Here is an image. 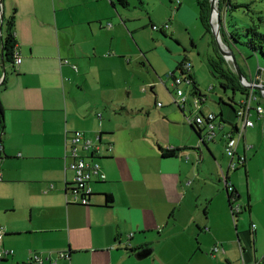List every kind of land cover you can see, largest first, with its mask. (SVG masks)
<instances>
[{"label": "crops", "instance_id": "obj_1", "mask_svg": "<svg viewBox=\"0 0 264 264\" xmlns=\"http://www.w3.org/2000/svg\"><path fill=\"white\" fill-rule=\"evenodd\" d=\"M126 1L0 0L1 21L6 24L14 14L15 51L21 59L5 60L1 37L6 28L1 31L0 22V224L3 245L14 251L0 264H26L34 253L54 258L64 250L69 264H239V246L247 263L260 256L255 242L264 236V113L260 118L252 114L254 125L238 142L244 165L229 170L218 126L211 138L199 139L205 126L196 127L193 118L211 112L202 109L203 99L195 113L186 109V97L180 108L173 101V85L164 78L170 97L164 92L158 101L163 90L154 75L129 68L147 50L141 41L145 16L156 23L141 13L145 0ZM161 4L166 11L158 30L163 35L179 23L189 24L183 18L192 12L186 0ZM154 52L147 57L155 74L175 71L179 61L172 67L175 61ZM125 55L132 60H122ZM181 60L189 61L186 55ZM95 61L107 77L111 66L128 74L114 96L111 82L94 71ZM141 79L148 85L138 90ZM123 91L127 96H120ZM260 102L264 106V97ZM75 130L98 142L99 152L90 160L105 174L104 180L90 182L87 205L77 204L68 192L73 171L65 167L70 160L65 139ZM170 148L175 154L164 156ZM222 174L242 207L234 218ZM214 244L224 252L212 256Z\"/></svg>", "mask_w": 264, "mask_h": 264}, {"label": "rangeland", "instance_id": "obj_2", "mask_svg": "<svg viewBox=\"0 0 264 264\" xmlns=\"http://www.w3.org/2000/svg\"><path fill=\"white\" fill-rule=\"evenodd\" d=\"M145 1L147 2L144 8L145 10H142L141 13L146 15V11L147 15L151 17V20L156 23L155 26L159 27L160 24H158V20L165 15L166 11L165 7L161 4V1L166 2V0ZM231 1L233 3H239L241 6L228 11L226 14H224V12L221 13L222 25L226 28V30L228 29L231 31L234 27H237L238 30L243 33L244 28L250 25H255L257 27V31L264 34V0ZM186 3L187 7H189L192 12L188 16H183V18L184 20L190 21L189 24H185V26H183L181 23H179L176 29L170 28L168 30L169 32L166 35H163L160 30L152 29V26L149 23V18L145 16V20L143 21H145L146 25L141 32V41L143 46L144 44L147 46V50H144V56H142L139 61H136L132 60V56L125 55L122 60H132V67H129L131 65L130 64L128 66L129 68H138V70L144 71L146 73L148 72L152 76L154 75L153 79L158 82V85H160L163 90L160 92V98L158 99V101L162 102L163 100L161 96H163L162 94H164V92L170 97L168 91L162 85L164 81L162 79L165 78L168 84H170L172 79L170 76H168L169 72L163 74V77H161V74H155L152 69V63L147 57V54L156 56L154 52V50H156L157 52L168 56L172 61H175L172 67H174L175 64L180 61L184 55H186L189 59V62L191 63V70L195 75L197 88L201 94L199 95L198 93H195L192 85L182 84L181 88L184 90V95L187 99L186 109H190L192 113H195L197 108L196 104L194 103V99L196 98L200 100V98H202L203 100L201 106L205 112L211 111L219 114L220 109H223L224 118L228 119L230 122H235L237 121V118L229 106V104L232 102L230 97L234 96L235 102H238L241 97L244 98V94L239 89L234 91L231 87L226 88L225 90L220 86V81L222 78L218 77L217 74V76H215L211 72L209 60L216 58L218 51L214 36L212 34L211 28L208 31L203 22L200 20L199 7L196 0H186ZM1 12L2 8L0 7V14ZM131 24H134V22L131 21ZM1 28V31H4V28H6L5 21L2 22ZM192 38L194 39L195 47L191 45ZM245 39V36L240 37L241 41ZM229 44L235 60L243 71V75L248 80H250L253 78L257 68L260 67L263 70L262 78L264 79V56L259 51L252 50V48L247 44H243L238 41H230ZM157 60L158 64L155 62V65L157 69L162 70V67L164 66L159 62L158 58ZM227 63L231 66L230 61ZM89 64L90 62L87 61V67ZM93 64L94 71L97 73V75L99 73V75H101V79H108L111 82V96L115 95L116 86L122 89L124 81L129 80V76L126 71L116 70L111 66V76L107 77L106 70L98 66L99 62L95 61ZM78 68L79 65L77 69ZM79 70L81 69L79 68ZM248 70L251 72V76H248ZM174 74L176 76H180L178 70H175ZM102 85L104 84L102 83ZM145 85H148L147 80H139L137 83L138 90H141V87ZM145 93H148V102H152L154 94L149 89L145 91ZM120 96H127V92H120ZM220 98L223 99L222 102L220 101ZM172 104L176 106V104L173 102ZM255 245L257 248V254L261 255L264 252V236L256 239ZM246 254H248V252ZM234 263L235 262H233V264Z\"/></svg>", "mask_w": 264, "mask_h": 264}, {"label": "built area", "instance_id": "obj_3", "mask_svg": "<svg viewBox=\"0 0 264 264\" xmlns=\"http://www.w3.org/2000/svg\"><path fill=\"white\" fill-rule=\"evenodd\" d=\"M165 26H167L165 24ZM153 29H158L157 26L153 25ZM17 53L14 54V62L19 63L21 61L20 57H17ZM128 61V59H127ZM64 63H68L67 60H63ZM71 67L76 69L75 64H71ZM181 72L180 76L175 74H169L171 77V84L174 87L173 101L180 108H183L185 104L184 90L181 88L182 84L191 85V63L189 61H183L180 65ZM259 67L257 68V70ZM260 73L255 72V77L251 80L245 81L246 88L248 90L245 97L240 101L238 107L236 108L235 117L237 118L238 124H227L224 120L218 117V114L207 113L203 114L199 112L194 118V124L196 127L199 125H204L205 128L202 129L200 133L201 140L204 137L211 138L214 134V126L217 125L222 131L224 137V152L228 157V169L236 170L244 165L246 157L243 154L237 153V146L240 139L243 137L244 129L246 127H252L254 125V120L251 118L254 113L256 118H260L264 113V106L260 102L261 98L264 97V89L257 91L254 90L253 85L263 86L264 79L260 77ZM194 103L199 106L200 100L194 99ZM182 104V105H181ZM160 106L161 103L157 102ZM227 127V129H225ZM200 130V129H199ZM65 144L70 147V160L65 163V167L73 171V183L69 188V194L73 196L74 201L80 205H87L89 203V196L91 195L90 182L96 178L98 180H104L105 174L101 171L100 165L96 161H91L90 157L98 154L99 144L94 142L92 138L84 136L83 132L80 130L72 131L69 136H66ZM247 149L253 148V144H246ZM2 152V145L0 144V153ZM222 172V170H221ZM223 176V184L226 191L229 193V202H231L230 210L232 217L241 211V205L237 202L235 198L236 190L234 185L229 182L225 175ZM255 223L250 224V232H255ZM5 234V228L0 224V260L6 259L13 255L14 251L11 248L5 247L3 245V237ZM210 254L215 255L218 251L224 252V248L221 244H214L210 248ZM240 257L239 264H264V252L257 258H254L252 262L247 263L242 255L244 251L241 246H239ZM26 264H69V252L64 250L58 252V256L52 258L50 255L41 258L38 254H30Z\"/></svg>", "mask_w": 264, "mask_h": 264}, {"label": "trees", "instance_id": "obj_4", "mask_svg": "<svg viewBox=\"0 0 264 264\" xmlns=\"http://www.w3.org/2000/svg\"><path fill=\"white\" fill-rule=\"evenodd\" d=\"M120 3L127 5L126 0H118ZM209 2L210 0H198V5L200 7V19L203 22L204 26L206 29L209 31L210 29V23H209V15H210V10H209ZM241 6L239 3H233L231 0H218V10L220 14V19H221V13L224 12L226 14L228 11L235 9L237 7ZM13 21H14V14H11V16L7 19L6 21V32L5 34L1 37V43H2V48H3V55L5 60H7L10 63H13L14 61V54H15V48H16V38L14 36V32L12 30L13 28ZM153 26V24H150ZM220 35L222 41L225 43V45L228 46L230 49V44L229 42H234L238 41L243 44H247L249 47L252 48L254 51H259L263 56H264V34L260 33L257 31V27L255 25H250L244 28V32L241 33V31L238 30L237 27H234L233 30L229 31L228 29L222 25L221 21V26H220ZM245 36L246 39L241 41L240 37ZM183 60L179 61L176 65L175 70H178L180 74L181 68L180 65ZM237 62V61H236ZM209 64L211 66V72L218 77L222 78L220 81V86L226 90V88L231 87L234 91L236 89H239L244 95L247 94L248 90L246 87L242 86L237 78V75L232 71L231 66L225 61L223 56L217 51L216 58L210 59ZM238 64V63H237ZM240 71L243 74V71L238 64ZM263 72V70L259 67L258 70H256V73ZM174 75V72L171 73ZM217 74V75H216ZM191 79H192V86L193 90L195 93H198L199 90L197 88V84L193 79V76L191 74ZM225 80V81H224ZM257 91H255L256 93ZM258 93V92H257ZM232 102L229 104L230 108L232 109L234 115L236 112V108L238 107L239 103L235 102L232 97H230ZM220 101L222 102L223 99L220 98ZM2 117H3V109L0 105V131L2 127ZM218 117L221 120H224L223 114L220 113L218 114ZM175 149H166L163 151L164 156H171L175 154ZM106 201L110 202L111 197L110 195H106Z\"/></svg>", "mask_w": 264, "mask_h": 264}, {"label": "water", "instance_id": "obj_5", "mask_svg": "<svg viewBox=\"0 0 264 264\" xmlns=\"http://www.w3.org/2000/svg\"><path fill=\"white\" fill-rule=\"evenodd\" d=\"M218 0H210L209 2V10H210V15H209V23H210V28L212 31V34L214 36L215 42H216V47L218 52L223 56L226 62L231 63V68L232 71L237 75V78L240 82V84L244 87H246L245 81H248L247 78L242 74V72L239 69V66L235 60V57L233 55V52L231 49L228 48L227 45H225L221 39L220 35V26H221V19H220V14L218 11ZM1 22V18H0ZM3 73H5V68H3ZM254 90L260 91L264 89L263 86H257L253 85ZM199 139L201 140V136H199ZM99 141L100 139L97 138ZM224 186V184H223ZM225 188V187H224ZM226 190V188H225Z\"/></svg>", "mask_w": 264, "mask_h": 264}, {"label": "bare ground", "instance_id": "obj_6", "mask_svg": "<svg viewBox=\"0 0 264 264\" xmlns=\"http://www.w3.org/2000/svg\"><path fill=\"white\" fill-rule=\"evenodd\" d=\"M196 116V115H195Z\"/></svg>", "mask_w": 264, "mask_h": 264}]
</instances>
